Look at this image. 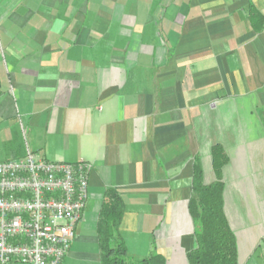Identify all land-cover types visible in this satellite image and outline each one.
<instances>
[{"label":"crops","instance_id":"crops-1","mask_svg":"<svg viewBox=\"0 0 264 264\" xmlns=\"http://www.w3.org/2000/svg\"><path fill=\"white\" fill-rule=\"evenodd\" d=\"M214 144L238 264H264V0H23L0 19V160L92 166L61 264L100 263L109 189L129 256L189 264L194 164L218 180Z\"/></svg>","mask_w":264,"mask_h":264},{"label":"built area","instance_id":"built-area-1","mask_svg":"<svg viewBox=\"0 0 264 264\" xmlns=\"http://www.w3.org/2000/svg\"><path fill=\"white\" fill-rule=\"evenodd\" d=\"M88 161L0 160V264H61L89 197Z\"/></svg>","mask_w":264,"mask_h":264},{"label":"trees","instance_id":"trees-1","mask_svg":"<svg viewBox=\"0 0 264 264\" xmlns=\"http://www.w3.org/2000/svg\"><path fill=\"white\" fill-rule=\"evenodd\" d=\"M213 168L218 180L203 184L197 160L192 178V196L188 211L194 225L196 246L187 253L189 264H238L237 244L223 209V183L221 168L227 157L220 144L211 149ZM97 221V239L100 249L99 264H165L160 253L145 258H133L127 254L119 225L124 213L120 194L109 189L105 192Z\"/></svg>","mask_w":264,"mask_h":264},{"label":"rangeland","instance_id":"rangeland-1","mask_svg":"<svg viewBox=\"0 0 264 264\" xmlns=\"http://www.w3.org/2000/svg\"><path fill=\"white\" fill-rule=\"evenodd\" d=\"M79 1L82 2L83 0H79ZM91 1L93 2V0ZM115 1L124 2V1H131V0H102V2H105V3H114ZM154 1L156 0H145L146 3H151ZM22 3H23V0H0V19L12 13L13 9ZM255 113L256 112L253 109L254 117L256 115ZM247 117H249V114H247Z\"/></svg>","mask_w":264,"mask_h":264}]
</instances>
